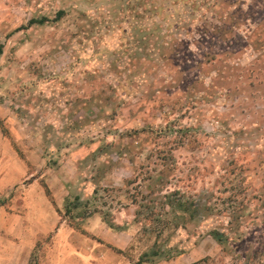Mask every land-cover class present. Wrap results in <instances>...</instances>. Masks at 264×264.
Here are the masks:
<instances>
[{"label": "rangeland", "instance_id": "1", "mask_svg": "<svg viewBox=\"0 0 264 264\" xmlns=\"http://www.w3.org/2000/svg\"><path fill=\"white\" fill-rule=\"evenodd\" d=\"M0 44V264H135L154 237L130 198L162 188L201 206L163 250L264 264V0H0ZM42 195L61 232L14 241Z\"/></svg>", "mask_w": 264, "mask_h": 264}, {"label": "trees", "instance_id": "2", "mask_svg": "<svg viewBox=\"0 0 264 264\" xmlns=\"http://www.w3.org/2000/svg\"><path fill=\"white\" fill-rule=\"evenodd\" d=\"M44 19L32 20L31 22L41 23ZM2 53V45L0 44V55ZM160 184L162 183V178L159 179ZM98 189H93V195H97ZM158 196L155 195L154 190H148L147 192H137L135 195L131 196V201L133 205L137 204L138 208L134 211V221L141 223V221H146V226H143V229L153 235L154 241L149 250L143 251L137 262L135 264H142L143 262H153V260H167L173 257L175 254L182 253V250L178 245H166V249L161 248V243H158L159 237L168 229L172 228L170 225V220L173 222V229L177 230L178 228L185 227L186 222L189 219H194L196 214L201 211V206L195 200L188 199L186 196L179 190H168L161 189L158 193ZM140 198H139V197ZM75 202L70 201L69 198H66L65 213L68 215L80 205V197L75 196L73 198ZM86 203V205H85ZM83 204L86 208L88 206V201L86 200ZM96 211V210H95ZM87 213V211H85ZM161 218L164 219L162 222ZM103 220L106 224L113 229H121L122 226L113 222L112 219L104 217ZM158 221L161 225L154 226L153 223ZM153 222V223H152ZM171 222V223H172ZM149 224H152V227H149ZM170 225V227H169ZM148 226V227H147ZM148 228V229H147ZM173 230V231H174ZM210 234L219 242H222V233L218 229H211ZM172 237V232L167 237L168 240Z\"/></svg>", "mask_w": 264, "mask_h": 264}, {"label": "crops", "instance_id": "3", "mask_svg": "<svg viewBox=\"0 0 264 264\" xmlns=\"http://www.w3.org/2000/svg\"><path fill=\"white\" fill-rule=\"evenodd\" d=\"M14 165H16L15 156L12 157L10 156L8 163L3 167L5 178H3L4 179L3 181H0V191L9 186L10 183L8 182V179L6 177H10L11 172L14 170ZM41 199L45 200L44 207L33 208V213L35 211L37 215L36 222H33V224L25 220L28 219L29 217V214L27 213L28 210H25L21 214H19L18 212H11L8 214L5 224L10 236L14 237V241L16 238L18 242L26 243L27 245L28 244L27 241L29 237L36 240L37 238L44 236L47 233L53 231L55 228L58 231L57 235H59V232H61V227L63 226L62 225L63 222L60 221L59 219L60 216H58L54 206L47 199H45L44 195H42ZM29 211H32V209ZM87 222L90 224V219H88ZM88 229H90L94 234H100L103 240H105L106 242L112 245H117L118 240L122 238H123L122 243L125 245V246L122 245L123 247H126L130 244V240H131L130 234L124 230L104 231L105 234L104 235L102 230H97V229L94 230L91 227L90 228L88 227ZM125 237L127 239H125ZM185 260H187L186 254H180L179 256L176 257V259H173L169 262H173L175 264H179V263L186 264ZM144 263L146 262H143V264ZM151 263L164 264V262L163 263L151 262Z\"/></svg>", "mask_w": 264, "mask_h": 264}]
</instances>
